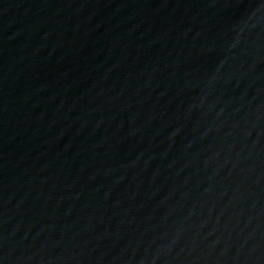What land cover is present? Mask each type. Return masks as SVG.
Wrapping results in <instances>:
<instances>
[{"label": "water", "instance_id": "water-1", "mask_svg": "<svg viewBox=\"0 0 264 264\" xmlns=\"http://www.w3.org/2000/svg\"><path fill=\"white\" fill-rule=\"evenodd\" d=\"M0 264H264V0H0Z\"/></svg>", "mask_w": 264, "mask_h": 264}]
</instances>
